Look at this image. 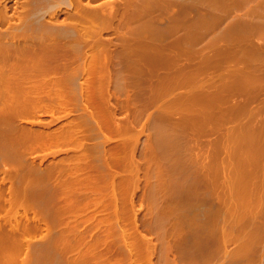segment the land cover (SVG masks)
Segmentation results:
<instances>
[{
	"label": "rangeland",
	"instance_id": "rangeland-1",
	"mask_svg": "<svg viewBox=\"0 0 264 264\" xmlns=\"http://www.w3.org/2000/svg\"><path fill=\"white\" fill-rule=\"evenodd\" d=\"M0 13V82L22 80L0 83L1 111L23 88L46 105L59 90L63 111L36 106L14 130L81 135L25 151L17 173L0 160V264H264V0H0ZM32 46L43 50L15 51ZM49 58L56 72L31 67ZM81 89L129 136L100 119L119 131L100 138ZM104 143L122 147L110 156ZM29 160L41 171L24 173Z\"/></svg>",
	"mask_w": 264,
	"mask_h": 264
},
{
	"label": "bare ground",
	"instance_id": "bare-ground-1",
	"mask_svg": "<svg viewBox=\"0 0 264 264\" xmlns=\"http://www.w3.org/2000/svg\"><path fill=\"white\" fill-rule=\"evenodd\" d=\"M4 5H5V4H4ZM4 5H2V6H4ZM2 8H3V7H1V10H2ZM6 8H7V5H6ZM7 9H9V6H8ZM3 10H5V9H3ZM5 11H6V10H5ZM2 12L4 13V11H2ZM2 12H1V13H2ZM1 13H0V14H1ZM5 13H6V12H5ZM7 14H8V10H7L6 15H7ZM1 15H3V14H1ZM6 15L4 14L5 17H3V16H2V17L6 19ZM2 17L0 16V18H2ZM7 17H8V15H7ZM9 17H10V15H9ZM8 19H9V18H8ZM8 19H7V20H8ZM51 44H52V43H51ZM51 44L49 43V47H51ZM53 44L56 46V43H53ZM59 45H61V44H59ZM15 47H16V46H15ZM49 47H48V51H50V48H49ZM53 47H54V46H53ZM59 47H60V46H59ZM36 48H37V47H36ZM56 48L58 49V46H57ZM11 49H12V48H11ZM11 49H8L9 51H8V50H6V51H7V52H10V51H12ZM37 49H39V48H37ZM37 49H35V47H33V46H32V47H29V48H19V47H18V48H15V51H16V52H20V53L22 54V59H23L25 56H28V57L31 56V53L36 52L35 50H37ZM40 49H41V48H40ZM40 49H39V50H40ZM57 49H55V50H56V54H58V53H57V52H58ZM39 50H38V52L40 53L43 49H42L41 51H39ZM51 50H52V48H51ZM53 50H54V49H53ZM53 50H52V52H53ZM55 50H54V51H55ZM75 50H76L77 52L79 51V49H78V50L75 49ZM6 51H4V54H1L2 57H3V55L6 54ZM74 52H75V51H74ZM77 52H76V53H77ZM36 53H37V52H36ZM36 53H35V54H36ZM39 53H37V54H39ZM87 53H88V52H87ZM7 54H9V53H7ZM7 54H6L5 56H7ZM12 54H13V53H12ZM37 54H36V55H37ZM56 54H55V57L53 56L54 54H52V56H53L54 58H56ZM82 54H83V52H82ZM82 54L79 53L78 56H79V55L81 56ZM85 54H86V52H85ZM85 54H83V55L81 56V58H82V57L84 58V55H85ZM9 55H10V54H9ZM9 55H8V57L11 56V55H10V56H9ZM48 55H50V54H48ZM33 56H34V54H33ZM50 56H51V55H50ZM57 56H58V55H57ZM80 56H79V57H80ZM87 56H89V55L87 54L85 57H87ZM28 57H27V59H28ZM58 57H59V56H58ZM58 57L56 58L57 61H58V59H60V58H58ZM3 58H4V57H3ZM3 58H2L1 60H6V59H7V57H6V59H5V58L3 59ZM51 58H52V57H51ZM51 58H49V59L51 60V63H50L51 65H48V64H47L48 62H50V61H48V62H46V65H43V64H42V65H41V64H38V65L32 64L31 67H33V69H34V68H37V69L39 68L38 70H41V69L43 68V70H44V69H45V70L47 69V71L49 70L48 68H50V71H53V69H54V71H55V67H54V68L51 67V66L53 65V64H52V60H54V58H53V59H51ZM87 58H88V57H87ZM92 58H93V57L91 56V58H90L91 60H90L89 58H88V59H89L90 61H92ZM27 59H26V60H27ZM56 60H55V61H56ZM24 61H25V59H24ZM57 61H56V62H57ZM60 61H61V59L59 60V62H60ZM67 61H68V60H65V62H67ZM59 62H57L56 64H58ZM61 62H64V61H61ZM61 62H60V63H61ZM68 62H69V61H68ZM87 62H88L89 64H88ZM87 62H86L87 64L85 63V64H86V69L83 68L84 71H87V72H85V73L90 72L89 70H91V69L93 70V68L90 66V62H89L88 60H87ZM25 63H26V61L23 62L24 67H20V68H22L24 71H25L27 68H29L28 66H30V65L25 66ZM69 63H71V62H69ZM61 64L64 65L65 63H61ZM61 64H60L59 66H61ZM83 64H84V63H83ZM3 65H4V64H3ZM3 65H0V66L3 67ZM15 65H17V64H15ZM18 65H19V64H18ZM20 65H21V64H20ZM20 65H19V66H20ZM54 65H55V62H54ZM65 65L67 66V64H65ZM65 65H64V66H65ZM71 65H72V63H71ZM11 66H12L13 68L16 67V66H13V64H12ZM11 66L9 65L8 68H9V67L12 68ZM59 66H57L58 68L56 67V68H57V69H56L57 71H58V69H60V70L62 69V66H61V67H59ZM84 66H85V65H82V67H84ZM89 66L91 67V69H88V68H87V67H89ZM2 67H0V69H1ZM68 67H69V66H68ZM72 67H73V66H72ZM90 67H89V68H90ZM4 68H5V66H4ZM8 68H6V69H4V70H8ZM10 68H9V69H10ZM13 68H12V69H13ZM20 68L17 67L16 71H12V73H13V72H17V71H19L18 69H20ZM69 68H70V67H69ZM74 68H76V67H74ZM74 68H73L74 71L77 70V69H74ZM77 68H78V67H77ZM12 69H10V70H12ZM14 69H15V68H14ZM14 69H13V70H14ZM31 69H32V68H31ZM33 69H32V70H33ZM63 69H64V68H63ZM66 69H67V67H65L64 71H66ZM70 69H71V68H70ZM70 69H67V72L69 71V75L71 74L70 76H73L75 73H78V71H79L81 68H79L78 71L73 72L74 74H73V73H70V72L72 71V70L70 71ZM87 69H88V70H87ZM2 70H3V68H2ZM10 70H9V71H10ZM23 70H22V71H23ZM28 70H29V69H28ZM20 71H21V69H20ZM24 71H23V72H24ZM54 71H53V72H54ZM80 71H81V70H80ZM0 72H2V71H0ZM3 72H4V71H3ZM3 72H2V73H3ZM23 72H22V73H23ZM55 72H56V71H55ZM2 73H1V74H2ZM5 73H6V72H5ZM10 73H11V71H10ZM18 73H20V72H18ZM82 73H83V71H82ZM1 74H0V75H1ZM66 74H67V73H66ZM72 74H73V75H72ZM3 75H4V73H3ZM69 75H66V76H68V77L65 76L66 79H65L64 76L62 77V78H64L63 81L66 80L65 82L62 81V82H63L62 84H64V85L67 84V81H69L68 79L70 78ZM1 76H2V75H1ZM73 77H74V76H73ZM67 78H68V79H67ZM71 78H72V77H71ZM71 78H70V79H71ZM14 80H15V79H14ZM11 81L13 82V80L6 79V81H4L3 84H2L1 82H0V83L3 85V87H4L6 84L9 85L8 87H10L11 85H10L9 83H12ZM16 81H17V82H16ZM18 81H22V80H15V82H16L15 87H16L17 83H19ZM60 81H61V79H59V81H58V79H56V82H60ZM2 82H3V81H2ZM15 82H13V84H14ZM43 82H44V81H43ZM43 82H41V83H43ZM46 82H47V81H46ZM56 82H55V81L53 82L55 88H56V85H55ZM53 83H52V84H53ZM20 84H21V83H20ZM45 84H47L48 86H50V82H49V83H45ZM45 84H44V85H45ZM57 84H58V83H57ZM60 84H61V82L59 83V85H60ZM7 85H6L5 87H7ZM39 85H40V84H39ZM42 85H43V84H42ZM81 85H82V84H81ZM81 85H80L79 88L82 87ZM13 86H14V85H13ZM13 86H12V87H13ZM18 86H19V84H18ZM45 86H46V85H45ZM45 86H44V87H45ZM1 87H2V86H1ZM1 87H0V89H1ZM3 87H2V90H4ZM44 87L42 88L41 85H40V90H41V89L43 90ZM85 87H86V86H85ZM85 87L83 86V90H84V91H85ZM10 88H11V87H10ZM17 88H18V87H17ZM17 88H16V90H18ZM19 88H20V86H19ZM36 88H38V87H36ZM32 89H34V90H32ZM86 89H87V87H86ZM31 90H32V91H35V88H34V87H33V88H30V89L23 88V89H21L20 91L18 90V92L22 93V95H23V96H22V95H20V94H19V95L17 94V97H20V99H22V101H23V102H21V103H18L19 101H21L20 99H19V101H18V98L15 99L16 97L13 96V95H14L13 92H15V95H16V91H15V89H14V91H12V93H13L12 96H13V97H11L10 95H9L10 97H9V96H8V97H7V96L2 97V94H1V97L3 98L2 100H3L6 104H5V107H4V108H3V105H2L1 108H2L3 110L1 111V109H0V111H1V112H0V115L3 116V117H2L3 119H5L6 121L9 122V123L7 122V123H8V126H9L10 124H12V127H13L14 124L17 123V121L15 120L17 117H20V116H22V115H24V116H28L29 113L32 112V111H33V112L30 113V114H31V115H32V114H35L36 111L34 112V110L37 109L36 106H37L38 109H39L40 107H43L44 105H46L45 102L43 103V101L46 99V97H45V99H43V98H44V96H43V98H41V99H43V100H42V101L39 100L40 97H41L40 95H42V92H41V94H40L39 91H35V92H37V95H38V92H39L40 95H38V97H37V95H36V93H35L34 97L36 96L37 98H36V97H35V98H34V97L31 98V96H28V94L31 95V93H29V92H32ZM80 91H81V94H82V89H81ZM80 91H79V92H80ZM0 92H1V90H0ZM54 92H55V91H54ZM86 92H88V91H85L84 93H86ZM24 93L27 94V95H25ZM32 93H33V92H32ZM84 93H83L82 96H81V97H83L82 99H84V96H86V95H87L86 97L89 96V99L95 97V99L98 100V97H99L98 102H100V98L103 99L101 95H100L101 97H100V96L96 97L95 95H94V97H92V94L89 95V93H87V94H84ZM78 94H79V93H78ZM32 95H33V94H32ZM54 95H56L59 99H60V97L62 96V94H60L59 90H56V92L54 93ZM60 95H61V96H60ZM63 95H65V96H62V97L67 98V97H66V96H67L66 94H63ZM21 96H22L23 98H22ZM50 96H52V95H50ZM53 97L55 98V101H54V102L57 101V104H59V103L61 102V100H62V102H61L60 104H63V103H65V102H67V101H68V102H67V104H68V103H69V100H72V98L70 99V97L68 96L69 99H68V98H67V99H65V98H61V99H60V102H59L58 99H57V97H55V96H53ZM73 97H74V96H73ZM75 97L78 99L79 95H77V96H75ZM81 97H79V98H80L79 100H81ZM86 97H85V99H86V101H88L89 103H90L91 101L94 100V99H93V100L91 99V101H89V100H87L88 98H86ZM24 98H25V99H24ZM50 98H51V97H50ZM54 98H51V100H53ZM23 99H24V100H23ZM56 99H57V100H56ZM85 99H84V100H85ZM51 100H50V101H51ZM0 101H1V98H0ZM3 101H2V103H3ZM64 101H65V102H64ZM82 101H83V100H82ZM86 101H84V102H86ZM103 101H104V100H103ZM39 102L43 103V105H40L41 103H39ZM54 102H53V101L51 102V105H52V106H51L50 104H49V105H46V107H47V106H51V107H53V108H51V107H47V108L45 107V108H46V109L49 108V109H52V110H53V109H54V110L57 109V111H58V110H59V111H63L64 108H61V107H65V106H63L64 104H63V105H60L61 107L58 105L59 107L57 106L56 109H55L54 106H56V105H53V104H52V103H54ZM88 102H86V103L89 104ZM94 102H95V104H94V108H93L94 110L91 111L92 113L90 114V116H91V117L93 116L94 121H95V123H96L97 120L100 121V119H103V118H101L100 116H103V117H104L106 114L110 113V111H109V112H106V111H105V108L107 107V106L105 105V103H102V102H101V103L99 104V103L97 102V104H96V101H95V100H94L93 102H91V103L93 104ZM37 103H38L40 106L37 105ZM65 104H66V103H65ZM67 104H66V105H67ZM83 104H84V103H83ZM101 104H104L106 107H105L104 105H101ZM95 105H97V106L99 105L98 107H100V108L102 107L101 109L104 108V111H105L106 114L104 115V113L102 112L103 110L100 111L101 109L99 108L98 110H99L100 112H102V113L99 115L100 112H98L97 110H95V109L97 108V106H95ZM100 105H101V106H100ZM90 106H93V105L90 104ZM103 106H104V107H103ZM95 107H96V108H95ZM45 108H44V109H45ZM66 108H67V107H66ZM66 108H65V109H66ZM42 109H43V108H42ZM106 109L108 110V107H107ZM66 111H67V113H69V106H68V110L66 109ZM66 111L64 110V112H66ZM94 111H97L96 113H98V115H97L98 117L95 115L96 113L94 114ZM112 111H113V110H112ZM50 112H51V111H50ZM52 113H53V111H52ZM26 114H28V115H26ZM92 114H94L98 119L95 120L96 117H95L94 115H92ZM112 114H113V116H112ZM114 114H115V112H114V113L112 112V113H110V116H112V117L115 118ZM115 115H116V114H115ZM108 116H109V115H108ZM110 116L108 117L109 120H108V118H105L106 121H105L104 119H103V120H104L105 122H108V121H109V123H110V121H111ZM99 117H100V118H99ZM112 117H111V118H112ZM114 118H112V119H114ZM15 121H16V122H15ZM99 121H98V122H99ZM113 121H114V120H113ZM113 121H111L112 123H110V124L113 125ZM105 122H104V124H106ZM70 123H71V121H70ZM70 123H68V124H70ZM72 123H73V122H72ZM72 123H71V124H72ZM102 123H103V121H102V122L100 121L99 123H96V127H97L98 125H100L101 128H102V126H103V128H104L105 125H102ZM109 123L106 124V125H109ZM114 123H115V122H114ZM68 124H66V125H68ZM71 124H70V126H71ZM97 124H98V125H97ZM116 124H117V123H116ZM116 124H114L115 126H114V125H113V126L111 125V126H112L113 128L119 126V125L116 126ZM72 125H73V124H72ZM120 125H121V127H122V124H120ZM125 125H126V124H125ZM18 126H20L19 129H20V128L22 129L23 127L25 128V126H22V125H18ZM21 126H22V127H21ZM70 126H69V127H70ZM75 126H76L75 124H74L73 126H71L70 128H67L68 126H65L66 129L63 127V128H61L62 130L59 129L60 131L57 130L58 128H57V129H56V128H53V129H55L56 131H54V130H52L51 128H49L50 131L52 130V132H50V131L48 130V128H45L46 131H47V130L49 131V132L47 131L48 133H46V131H44L45 133H43V131H42V132H39L40 130L37 132L36 130H38V129H36V130L34 129L35 132H26V130H28V129H26V128H25L26 130H25V129L18 130L19 133H20V131L23 132V131L25 130V131H24L25 134H24V132H23V134H22V133L17 134V135H18V143H16L17 140H13V141H16V142H14L15 145H14V144H11V145H13V147L15 146V147L18 149V151L15 150L16 148L14 149L13 147H10L11 145H9L8 143L5 144L6 142L3 141V143H4L6 146H5L3 143H0L1 146H2V147H7V146L9 145L7 148H9V147H10V148H13V149H14V153L11 155L10 153L12 152L13 149H11V151H10V148H9L10 153H9V151L7 152V153H9V155H8L7 153H6V155L1 153L2 155H0V158H1V156H2V159H0V160H2V163H3V161L5 162V161L8 160V158H9V160H8L7 162H5L6 164L3 163L5 166L7 165V163H8L9 161L11 162V164H12V160L15 161L16 164L14 163V169H15V166H16V165H18V167H19V164H20V163H21V164H20V165H21L20 167H22L23 164H24V167H25L26 164H25V162L23 163V161L25 160V159H23V158L25 157V156H23V155L26 153L25 151H27V150H31V149H33L32 151H34V149H35L36 147H38V148L41 149V147L43 148V147H45V146H48L49 144L51 145V143H52V144L55 143V145H56V143H57V145H59L58 142L61 143L60 140H61V141H64V140L62 139L63 136H67V135H68V137H64V139H65L66 142H67V141H68L67 139L70 138V137H69L70 134H72L71 137H72L73 135H74V137H75L76 134L73 133V132H74L75 130L79 131L77 128H75ZM100 126H98V128L96 129L97 131H98V129L100 128ZM126 126H127V125H126ZM126 126H125V127H126ZM27 127H28V126H27ZM46 127H49V126H46ZM72 127H74V131H73ZM76 127H77V126H76ZM107 127H108V126H107ZM112 127L109 126V129H106V128H105L106 130L104 129L105 132L108 130V131H107L108 133H107V132H106V133H103V132L101 131V130H103V128H102L100 131H98V132H102V135H101V133H100V134L97 133V134H98V135H101V136H99L100 138H101L103 135L105 136L106 134H107L108 138H109V137H112L111 134H109V132H110V128H112ZM121 127L119 126V128H120L121 130H122L123 128H125V127H123V128H121ZM129 127H130V126H129ZM14 128H15V126L13 127V129H12L11 127H10L9 129L6 128V129H8V130H6V131L8 132L10 129H12V130L9 131V133H10L11 131L14 132V131L16 130V129L14 130ZM29 128H30V127H29ZM41 128H42V127H41ZM43 128H44V126H43ZM43 128H42V130H43ZM113 128H112V129H113ZM126 128H127V127H126ZM39 129H40V128H39ZM45 129H44V130H45ZM112 129H111V132L113 133L115 129H113V130H112ZM117 129H118V128H117ZM127 129H128V128H127ZM127 129H126L127 132H126L125 130H122V131H123V132H126L127 135H128L129 131H128ZM0 130H3V131H1V132H2V133L0 134L1 136H3V135H5V136L8 135V136H9L10 134H13V133H10V134H9V133H7V132H5V134H4V130H5V129H0ZM31 130L33 131V129H31ZM118 130H119V129H118ZM121 130H120V133H122V134H126V133H123ZM129 130H130V128H129ZM18 131H15V132H18ZM53 131H54V132H53ZM77 131H75V132L77 133ZM115 131H116V130H115ZM111 132H110V133H111ZM6 133H7V134H6ZM115 133H116V132H114L113 134H115ZM2 134H3V135H2ZM78 134H79V135L76 136L75 138H77V137L80 138V137H79V136H81V135H80V132H79ZM108 134H109L110 136H109ZM113 134H112V135H113ZM116 134H119V131H118ZM129 134H130V133H129ZM15 135H16V133L14 134V137L16 138L17 135H16V136H15ZM5 136H3V137H4L5 139H7L8 136H6V137H5ZM107 136L104 137V138H102V139L107 138ZM128 136H129V135H128ZM3 137H0V139L3 138ZM10 137H11V135H10ZM10 137H9L10 140H9V139H8V140L10 141L9 143H12V141H11L12 138H10ZM4 138H3V140H5ZM108 138H107V139H108ZM13 139H14V138H13ZM70 139H72V138H70ZM110 139H111V138H110ZM110 139H109V140H110ZM8 140H6V141H8ZM79 140H81V139H79ZM71 141H72V140H71ZM74 141L76 142V139H75V140L73 139L72 142H74ZM81 141H82V140H81ZM81 141H80V142H81ZM103 141H104V140H102V142H100L101 145L103 144ZM105 141H107V140L105 139ZM105 141H104V142H105ZM128 141H130L129 138H127L126 143H128ZM0 142H2V141H0ZM68 142H70V140H69ZM72 142H71V143H72ZM80 142H77V145H79ZM64 143H65V142H64ZM73 144L76 145V143H73ZM80 144H82V143H80ZM101 145L98 144V147L100 146L101 148H103V145H102V146H101ZM104 145H106V143H104ZM107 145H108V144H107ZM107 145H106V146H107ZM122 145H123V144H122ZM19 146H20V147H19ZM106 146H104V147H106ZM108 146H110V149H109V150L107 149V148H109ZM108 146H107V148H105V151L108 150V151H106V152H107L108 154H109V152H110V153H111L110 156H115V157H116V154L113 155L112 153H116L117 150H119V152H120V149H121V147H122L121 145H119V146H120V148H119V147L116 145V146L118 147V149H117V147L114 146V145H112V146H111V145H108ZM113 146H114V147H113ZM115 147H116V148H115ZM0 148H1V147H0ZM112 148H115V151H114V152H111V150H113ZM1 149H5V148H1ZM99 149H100V148H99ZM116 149H117V150H116ZM7 150H8V149L4 150V152L7 151ZM36 150H37V149H36ZM101 150H104V149H101ZM101 150L99 151V153L101 152ZM4 152H3V153H4ZM82 152H83V151H82ZM102 152H103V151H102ZM106 152H103V154H100V155L102 156V155H104ZM27 154H28V152H27ZM27 154H25V155H27ZM75 154H76L77 157H76V156H74V157H76L75 159H76L77 161H79L78 159L84 157V155H83L84 152H83L82 155H81L82 157H80L77 153H75ZM75 154H74V155H75ZM79 154H81V152H79ZM117 154H118V153H117ZM3 155H4V156H3ZM7 155H8V156H7ZM78 156H79V157H78ZM105 156H107V155H105ZM105 156H104V158H105ZM3 157H4L6 160H5ZM22 157H23V158H22ZM107 157H108V158H111V157H109V156H107ZM107 157H106V158H107ZM77 158H78V159H77ZM102 158H103V157H102ZM104 158H103V161L105 162ZM108 158L106 159L107 162L110 161L111 164H112L113 162H116V160L119 161L118 158H120V157L118 156L117 158H115V159H114L115 161L113 160V158H112L111 160L108 161ZM3 159H4V160H3ZM26 159H27V156H26ZM75 159H74V162L77 163V161H76ZM25 161H27L26 163H28V160H25ZM29 161H30V160H29ZM33 161H35V160H33ZM36 161H38V160H36ZM112 161H113V162H112ZM10 162H9V163H10ZM61 162H62V161H61ZM61 162H60V163H61ZM68 162H69V163H72L73 161H72V162H71V161H68ZM31 163H32V165H33L34 162L30 161V164H31ZM42 163H43V162H42ZM42 163L40 162V164H42ZM50 163H51V162H50ZM53 163H55V161H53ZM53 163H51V164H53ZM69 163H68V164H69ZM79 163H81V162H80V161L78 162V166H79ZM82 163L84 164V160H83ZM105 163H106V162H105ZM28 164H29V163H28ZM28 164H27V165H28ZM40 164H39V166H41ZM55 164H56V163H55ZM57 164H58V162H57ZM61 164H64V161H63ZM66 164H67V162H66ZM66 164H65V165H66ZM106 164L108 165V163H106ZM109 164H110V163H109ZM12 165H13V164H12ZM12 165H11V166H12ZM32 165H28V166H32ZM34 165H37V164L35 163ZM34 165H33V166H34ZM42 165H43V164H42ZM53 165H54V164H53ZM65 165H62V166L66 167ZM71 165H72V164H71ZM71 165L69 164V167H70V168H71ZM81 165H82V164H81ZM81 165H80V166H81ZM28 166H26V167H27V170H24V168H23V170L25 171V172L23 171L24 173H28V172H29V173H31V172L33 173V169H34V171H35V168H37V167H35V166H34V167H30V169L33 168V169H31L32 171H30V170H28V168H29ZM37 166H38V165H37ZM46 166H49V168H50V165H49V164L46 165ZM51 166H52V165H51ZM73 166H74V165H73ZM73 166H72V168H74ZM12 167H13V166H12ZM59 167H61V166L59 165ZM76 167H77V165L75 166V168H76ZM82 167H84V165H82L81 168H82ZM16 168H17V167H16ZM39 168H40V167H38L37 169L41 171V169H39ZM47 168H48V167H47ZM47 168L45 167L44 169H47ZM53 168L56 169V170H55L56 172H58L57 169H59V168H57L56 165L53 166L52 169H53ZM66 168H67V167H66ZM77 168H80V167H77ZM77 168H76V169H77ZM7 169L9 170V167H7ZM50 169H51V168H50ZM50 169H48V171H49ZM52 169H51V171H52ZM64 169H65V168H64ZM8 170H7V171H8ZM61 170H63V167H62ZM61 170H59V171H61ZM7 171H5V173H7ZM15 171H16V172H15ZM26 171H27V172H26ZM44 171H45V173H46L47 170H42V173H43ZM48 171H47V172H48ZM10 172H11V171H10ZM14 172L17 173V172H18V169H15ZM19 172H20V171H19ZM21 172H22V171H21ZM36 172H38V171H36ZM52 172H53V171H52ZM52 172H49V173H47V174H51ZM8 173H9V171H8ZM32 173H31V174H32ZM53 173H55V172H53ZM53 173H52V174H53ZM17 180H18V179H17ZM17 180H16V181H17ZM16 181H14L13 183H14V184H17L18 182H16ZM15 182H16V183H15ZM11 185H12V186H10V187H12V188H13V187L16 188V187L18 186V185L13 186V184H11Z\"/></svg>",
	"mask_w": 264,
	"mask_h": 264
}]
</instances>
